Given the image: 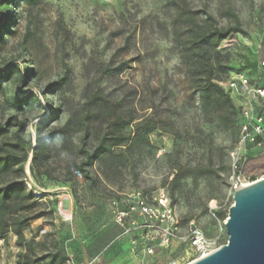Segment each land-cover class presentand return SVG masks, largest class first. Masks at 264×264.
<instances>
[{
	"label": "rangeland",
	"instance_id": "374dc122",
	"mask_svg": "<svg viewBox=\"0 0 264 264\" xmlns=\"http://www.w3.org/2000/svg\"><path fill=\"white\" fill-rule=\"evenodd\" d=\"M186 1L199 21L208 14L220 28L233 27L238 17L245 34L231 36L219 48L226 72L219 70L218 76L228 81L242 71L259 86L264 0ZM175 20L170 0H0V31L6 26L10 31L0 45L5 77L0 125L9 130L7 142H13L17 123H23L22 136L32 147L40 126L46 144L40 170L31 173V153L24 180L40 200L38 210L46 213L25 232L28 240L44 243L34 256L52 250L53 238L47 236L52 233L73 255L67 264H78L81 251L91 253L95 264H108L128 236L137 264L192 263L198 259L190 241L195 230L215 248L227 244L226 220L215 213L233 205L238 175L231 153L239 134L203 117L180 58ZM233 99L255 115L264 107ZM102 100L126 121L148 117L158 129L143 144L129 143L97 160L87 181L72 167L85 160L84 150L92 153L99 138L110 133L105 122L95 120ZM110 113L98 119H109ZM69 119H75L72 130L61 133ZM124 133L133 138V124ZM247 155L246 179L253 173L263 178L264 149L251 148ZM180 169L182 177L172 186ZM161 194L176 215V237L165 246L160 224L135 212L141 201L157 208ZM119 214L125 215L122 224ZM125 228L132 231L125 234ZM15 243L12 235L0 240V264H17Z\"/></svg>",
	"mask_w": 264,
	"mask_h": 264
},
{
	"label": "trees",
	"instance_id": "16d2710c",
	"mask_svg": "<svg viewBox=\"0 0 264 264\" xmlns=\"http://www.w3.org/2000/svg\"><path fill=\"white\" fill-rule=\"evenodd\" d=\"M170 4L176 9L175 35L180 46V58L191 88L198 96L203 117L210 123L217 122L221 128L227 131L236 130L240 136L241 123L243 122L242 108L236 104L231 92L223 86L226 79L218 76L219 70L225 71L221 67V60L218 59L222 55L219 48L231 36L245 34L238 17L234 16L235 25L233 27L220 28L211 15L206 14L205 19L199 21L197 13L189 8L186 0H170ZM8 27L6 26L4 31H0V45L4 40L3 35L10 32L7 31ZM182 33L186 37L184 42H180L183 38ZM4 78L0 73V90L2 89L1 80ZM58 86L62 87L59 83ZM259 86L264 88V78ZM100 102L97 103V119L95 120L99 123L105 122L110 133L99 138L92 153L84 150L85 160L72 167L76 175L82 176L87 181H92L89 169L97 160L103 156H111L114 149L124 147L129 143L132 146L143 144V140L158 129L157 124L151 118L147 117L134 124V119L126 121L122 115L111 111L105 100ZM106 112H111L109 119H98L102 118ZM74 121L75 119H69L60 132L71 131ZM132 124L135 134L133 138L124 133L125 128ZM17 128L14 141L7 142L9 130L0 125V240H6L11 235L16 237L15 244L20 249L17 264H67L70 262V257L66 249L60 248L54 238V233L47 235L53 238L52 250L45 251L40 257H36L34 254L36 249L43 246L44 243L26 238L25 232L31 227V224L46 216V213L38 210L42 206L40 200L24 183L26 164L32 153L30 170L32 174L38 172L42 165L46 144L40 126L37 129L34 147L31 145V140L26 141L22 136L23 123L18 122ZM167 132L171 133L170 130ZM245 167L237 174L247 176ZM189 174L194 176L191 172ZM186 175L188 173H184V176ZM181 177L182 170L180 169L171 183L172 186L176 185ZM258 177L257 173L248 175L251 181H256ZM228 214L229 210L218 211L215 216L224 222L227 220Z\"/></svg>",
	"mask_w": 264,
	"mask_h": 264
},
{
	"label": "built area",
	"instance_id": "2783aa9c",
	"mask_svg": "<svg viewBox=\"0 0 264 264\" xmlns=\"http://www.w3.org/2000/svg\"><path fill=\"white\" fill-rule=\"evenodd\" d=\"M262 67L264 68V61ZM223 86L231 92L232 97L236 95L246 100V105H252L256 102L264 103V88L262 86L253 85L250 79L243 74L236 75L229 79L223 83ZM241 108L243 122L241 123L240 136L231 153L232 166L236 175H238V171H243L248 161V151H250L251 148L264 149V107L260 110V113L256 115L247 106H241ZM242 175L243 174H239L234 181L231 189L232 196H234L236 190L252 183L249 178L246 179V177ZM157 203L158 207L154 209L141 201L135 209V212L146 221H155L160 224L159 235L161 245L165 246L176 237L175 231L173 230V226L176 223V215L165 194L160 195ZM124 216L123 214H119L118 221L120 224H122ZM131 231V228H125L124 233L129 234ZM190 241L192 247L196 250L198 259L208 256L221 247L215 248L214 246H216V243L207 241L199 230L192 232ZM148 252L152 254V248H149ZM87 264H95V262L91 261Z\"/></svg>",
	"mask_w": 264,
	"mask_h": 264
},
{
	"label": "water",
	"instance_id": "95a60500",
	"mask_svg": "<svg viewBox=\"0 0 264 264\" xmlns=\"http://www.w3.org/2000/svg\"><path fill=\"white\" fill-rule=\"evenodd\" d=\"M227 244L190 264H264V178L235 191Z\"/></svg>",
	"mask_w": 264,
	"mask_h": 264
},
{
	"label": "crops",
	"instance_id": "0c3cea01",
	"mask_svg": "<svg viewBox=\"0 0 264 264\" xmlns=\"http://www.w3.org/2000/svg\"><path fill=\"white\" fill-rule=\"evenodd\" d=\"M125 244L119 243V253L115 260L108 264H137L134 260L133 251L134 245L131 240V236L124 238ZM70 259L73 260V255L69 253ZM92 260L91 253L81 251V255L76 257L78 264H87Z\"/></svg>",
	"mask_w": 264,
	"mask_h": 264
}]
</instances>
